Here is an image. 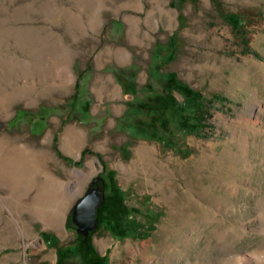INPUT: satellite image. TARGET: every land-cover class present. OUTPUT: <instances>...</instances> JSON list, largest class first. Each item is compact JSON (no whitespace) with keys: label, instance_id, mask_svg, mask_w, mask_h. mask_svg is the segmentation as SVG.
I'll return each instance as SVG.
<instances>
[{"label":"rangeland","instance_id":"rangeland-1","mask_svg":"<svg viewBox=\"0 0 264 264\" xmlns=\"http://www.w3.org/2000/svg\"><path fill=\"white\" fill-rule=\"evenodd\" d=\"M113 1L0 0V264H55L58 249L77 242L69 217L96 177L104 195L119 185L152 228L119 237L99 220L93 239L105 264H258L264 0ZM158 6L174 22L162 8L164 19L142 21L139 40L130 37L127 16L158 17ZM172 75L212 101L213 116L198 132L154 137L129 118L130 106L170 92L183 100L167 89ZM100 77L120 94L100 96ZM68 131L82 141L79 155L62 146ZM7 140L31 155L2 147ZM89 159L97 170L76 192V175L51 181L66 182ZM59 206L61 226L45 225L40 215Z\"/></svg>","mask_w":264,"mask_h":264},{"label":"trees","instance_id":"trees-1","mask_svg":"<svg viewBox=\"0 0 264 264\" xmlns=\"http://www.w3.org/2000/svg\"><path fill=\"white\" fill-rule=\"evenodd\" d=\"M130 84L133 88L134 82L131 81ZM172 88L181 91L183 100H180L173 92L158 95L149 101L130 106L133 110L128 113L129 118L154 137H161V134L169 133L174 128L189 132L204 129L207 121L213 116L212 101L205 99L199 92H193L173 75L169 77L167 84L169 91ZM142 110L148 112L150 115L148 119L147 115L142 114ZM94 187L95 184L90 189ZM134 211L135 209L127 204L124 190L113 181L109 192L104 195L98 207L99 220L112 224L115 234L119 237L149 236L152 228L147 229L146 223L134 217ZM68 225L78 230L72 220V214ZM96 229L88 234L78 231L77 242L74 246L58 249V259L55 264H105L106 256L101 254L93 239ZM75 253L81 254V261L71 260ZM42 264L50 263L43 262Z\"/></svg>","mask_w":264,"mask_h":264},{"label":"bare ground","instance_id":"bare-ground-1","mask_svg":"<svg viewBox=\"0 0 264 264\" xmlns=\"http://www.w3.org/2000/svg\"><path fill=\"white\" fill-rule=\"evenodd\" d=\"M153 1L155 2V5H157V4L160 3L159 0H153ZM113 3L116 4V5H119L118 4L119 2L116 1V0L113 1ZM137 3H139L138 0H127L126 2H122L121 6L122 5H134V4H137ZM137 6H139V4ZM158 8H159V12H160L158 17H156V13H155L156 11L155 10L154 11H152V10L149 11L148 14H147V16L145 18H142V17H139V16H134V15L127 16V20L129 22V35H130V37H132V38H134L136 40L138 39V37H139L138 35H139V32H140V27H141V22L142 21H144L146 24L149 25L153 21L159 22V18L160 19H164L165 16H164L163 11L169 13V15H170V23L172 24L174 22L173 17L171 16V11H169V10L167 11L162 6L161 7L158 6ZM117 55L121 59H124V57H125V56L123 57V55L120 53L119 49H118ZM100 79L102 81V84H101V86L99 88V95L100 96H103L105 94H108L109 92H110V94H114L115 96H117V95L120 94L119 87L117 85H115L110 78L109 79H105L103 77L102 78L100 77L99 80ZM108 80H111V81H109L110 83L108 82ZM55 81H56V79H55ZM61 85L64 86L65 89H68L69 88V81L62 82ZM70 132L71 131H68L67 135H65V138L63 140L62 146L68 152L75 153V154H78L79 155V151H80V147H81L82 141L79 138H72L73 135ZM2 144H1L2 147L7 148L8 150L15 151L20 156H28V155H31V153H32L31 152V149H30L31 147L29 148L28 145H26V144L13 145L11 143V141L9 142L8 140L7 141H4V143H2ZM46 153H48L47 155H49L50 151L47 150ZM50 156H51V160L53 162H56L55 157L52 156V154H50ZM96 170H97V160H95V159L94 160H90L89 159L86 162L85 168H83V169L74 168L70 172V173L73 172L74 175H72V176L70 175L69 179L66 182H63V180H62L61 177H58V176H55L54 177L51 174L49 176H50V179L53 182V184L56 187H59L63 183H69V182H71L72 181V177L76 175L77 176V183L74 186V190L76 192L79 187L80 188L83 187V185L89 180V178L91 177V175ZM74 190H72V192ZM60 210H61V206L56 207V208H54L52 210H49V211L45 212L43 215H40V217L44 221L45 225L51 226V227H54V228L60 227L61 224H62V221H63V216L61 215L62 213L60 212ZM254 258H255L254 260H257L258 264H261V263L263 264L264 263V252L263 253H256V254H254ZM255 263H256V261H255Z\"/></svg>","mask_w":264,"mask_h":264},{"label":"water","instance_id":"water-1","mask_svg":"<svg viewBox=\"0 0 264 264\" xmlns=\"http://www.w3.org/2000/svg\"><path fill=\"white\" fill-rule=\"evenodd\" d=\"M98 178H94L92 185ZM104 197L102 187H94L86 191L76 201L72 210V220L82 233H90L98 227V207Z\"/></svg>","mask_w":264,"mask_h":264}]
</instances>
